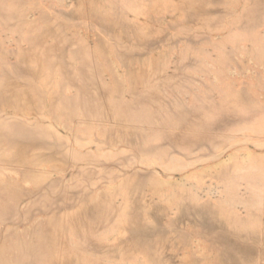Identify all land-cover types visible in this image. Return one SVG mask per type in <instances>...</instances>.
<instances>
[{"label":"rangeland","instance_id":"374dc122","mask_svg":"<svg viewBox=\"0 0 264 264\" xmlns=\"http://www.w3.org/2000/svg\"><path fill=\"white\" fill-rule=\"evenodd\" d=\"M0 264H264V0H0Z\"/></svg>","mask_w":264,"mask_h":264}]
</instances>
